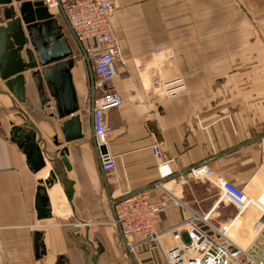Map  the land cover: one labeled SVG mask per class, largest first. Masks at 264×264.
Returning <instances> with one entry per match:
<instances>
[{
	"label": "crops",
	"instance_id": "crops-1",
	"mask_svg": "<svg viewBox=\"0 0 264 264\" xmlns=\"http://www.w3.org/2000/svg\"><path fill=\"white\" fill-rule=\"evenodd\" d=\"M13 6L20 15V3ZM112 23L123 51L111 84L123 102L105 116L113 171L104 172L93 142L90 91L82 97L93 76L84 63L75 60L73 69L84 138L69 144L63 120L52 116L54 106L42 108L30 79L26 103L0 79V264H93L98 248L96 264H166L154 243L127 252L112 224V195L149 190L153 200L166 201L161 231L214 208L217 187L190 174L204 163L251 197L264 191V0H117ZM158 50L174 58L156 55ZM176 77L187 93L164 97L159 81ZM14 126L37 131L47 164L36 173L12 140ZM154 146L172 159V177H160ZM64 147L70 170L61 162ZM39 185L51 218L38 216ZM236 213L222 203L208 221L221 227ZM238 229L235 224L230 236L244 244Z\"/></svg>",
	"mask_w": 264,
	"mask_h": 264
},
{
	"label": "built area",
	"instance_id": "built-area-1",
	"mask_svg": "<svg viewBox=\"0 0 264 264\" xmlns=\"http://www.w3.org/2000/svg\"><path fill=\"white\" fill-rule=\"evenodd\" d=\"M43 1L51 13L62 19L64 31H68L73 44L75 60L79 58L92 73V138L104 172L113 171L116 168L115 157L103 148L107 145L109 134L106 113L123 102L122 96L111 86L123 59L118 29L112 23L117 0ZM164 52L158 50L155 54L166 55L170 60L174 58ZM159 87L164 97L171 98L188 91L182 77L159 81ZM153 152L159 160L160 177H172V159H166L159 146H154ZM190 174L194 178H206L217 187L219 196L214 208L205 217L193 213L161 231L157 230V224L167 212L166 201L153 200L149 190L110 197L113 224L119 229L127 252L133 254L139 247L154 243L162 252L166 264H264V208L258 215L249 218L254 219L252 224L256 237L250 245L242 247L231 238L230 232L235 227V221L250 206V195L244 188L217 174L207 163L191 169ZM222 203L234 205L237 213L229 223L215 227L208 219ZM185 235L187 240L183 238ZM137 237L141 238L137 240Z\"/></svg>",
	"mask_w": 264,
	"mask_h": 264
},
{
	"label": "water",
	"instance_id": "water-1",
	"mask_svg": "<svg viewBox=\"0 0 264 264\" xmlns=\"http://www.w3.org/2000/svg\"><path fill=\"white\" fill-rule=\"evenodd\" d=\"M15 1L20 3V15L13 6L14 0H0V79L21 103L28 100L27 81L30 79L38 92L42 108L54 106L55 112L52 116L57 115L63 120L61 130L65 142L69 144L80 140L84 138V132L73 76L76 61L70 39L63 25L45 6L43 0ZM26 72H30L29 76ZM20 117L23 121L26 120L24 114L21 113ZM12 140L23 150L28 167L34 173L46 166L45 152L40 146L35 129L14 126ZM55 140L59 145L58 137ZM103 149L106 152V148ZM68 154V147L60 150L61 162L70 170ZM48 160L55 166L52 157ZM51 177L56 178L54 169ZM49 182L46 181L47 184ZM45 191V186L39 185L36 209L40 219L52 217ZM67 197L73 206L72 190L67 192ZM101 252L102 248H98L97 254L92 258L93 264H96ZM58 264H62V261Z\"/></svg>",
	"mask_w": 264,
	"mask_h": 264
},
{
	"label": "rangeland",
	"instance_id": "rangeland-1",
	"mask_svg": "<svg viewBox=\"0 0 264 264\" xmlns=\"http://www.w3.org/2000/svg\"><path fill=\"white\" fill-rule=\"evenodd\" d=\"M58 18V20L60 21V23L63 25L62 19L60 18V16H56ZM67 37L70 39V35L68 33L67 30H65ZM71 42V39H70ZM72 44V42H71ZM73 45V44H72ZM78 63L82 62L79 58L76 60ZM83 63V62H82ZM79 65V64H76ZM82 65V64H81ZM79 76V75H78ZM80 79V76H79ZM84 86H86V92L82 95V97L88 99L89 96V91H90V85H87L86 83L84 84ZM24 122L27 124H29L28 122V118H26V120H24ZM264 189V188H263ZM260 195V194H259ZM258 195V196H259ZM257 197H250L252 198V202L250 203V206L248 207V209L245 211V213L239 217L235 223V224H239V234L238 236H236L237 238H239L241 241H246L244 244H241L239 242L236 241V243L242 247H247L248 245L251 244V242L255 239V226L252 224L254 219L249 220V218H251L252 215L256 214L261 211L262 208H264V206L260 203L257 202ZM113 224V222H112ZM114 225V224H113ZM115 226V225H114ZM117 228V227H116ZM233 238V237H232ZM234 240V239H233ZM235 241V240H234Z\"/></svg>",
	"mask_w": 264,
	"mask_h": 264
},
{
	"label": "bare ground",
	"instance_id": "bare-ground-1",
	"mask_svg": "<svg viewBox=\"0 0 264 264\" xmlns=\"http://www.w3.org/2000/svg\"><path fill=\"white\" fill-rule=\"evenodd\" d=\"M53 198H55V196H53ZM250 198H251V197H250ZM258 200H259L260 203H262V204L264 205V191H263V193H261V194L259 195ZM251 202H252V200H251ZM90 262H91V261H90Z\"/></svg>",
	"mask_w": 264,
	"mask_h": 264
}]
</instances>
